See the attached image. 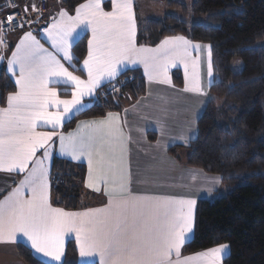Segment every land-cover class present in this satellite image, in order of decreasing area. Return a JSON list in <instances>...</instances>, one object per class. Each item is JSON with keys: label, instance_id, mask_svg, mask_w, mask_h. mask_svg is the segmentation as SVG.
I'll list each match as a JSON object with an SVG mask.
<instances>
[{"label": "snow or ice", "instance_id": "snow-or-ice-1", "mask_svg": "<svg viewBox=\"0 0 264 264\" xmlns=\"http://www.w3.org/2000/svg\"><path fill=\"white\" fill-rule=\"evenodd\" d=\"M32 10L38 11L35 5ZM177 20L183 22L179 17ZM9 21L17 27L24 26L15 13L6 21L0 20V61L7 60L6 72L10 78L15 77L18 86L17 91L7 95V106L0 108V172L24 175L0 200V242L23 240L40 264H66L62 260L64 242L72 234L82 264H174L173 253L175 264H222L227 244L180 258L181 248L194 229L197 200L159 198L132 190L131 173L124 158L123 131L116 115L109 113L105 119L81 121L75 134L58 135L55 131L85 109L88 105L84 98H93L103 82L115 79L127 63H143L149 80L159 76L160 83L170 85L169 67H176L179 61L185 69L184 91L207 98L209 92L199 75V56L192 60L191 76L187 60L192 52L206 51L210 88L219 82L214 70L213 45L179 35L166 37L154 49L137 47L134 0H111L110 11L105 10L104 0H87L75 8L74 15L61 9L43 29V38L50 42V48L27 31L11 56L6 57L4 25L11 28ZM201 23L207 26V18L197 20L193 26ZM88 32L91 36L83 60L87 72L84 80L69 71V67H75L71 63L76 59L74 46ZM235 65L242 66V62H234ZM58 84L72 86L71 99L59 97L55 86ZM206 104L207 99L197 108V120ZM53 108L55 111L50 110ZM42 125H50L53 130L37 131ZM197 134L198 128L190 129L189 136L179 139L187 144ZM54 137L59 141L62 156L74 161L87 159L86 186L104 192L108 202L103 207L83 212L52 207ZM219 179L216 178L217 183Z\"/></svg>", "mask_w": 264, "mask_h": 264}, {"label": "trees", "instance_id": "trees-1", "mask_svg": "<svg viewBox=\"0 0 264 264\" xmlns=\"http://www.w3.org/2000/svg\"><path fill=\"white\" fill-rule=\"evenodd\" d=\"M82 1L62 0V4L72 11ZM160 1L169 10L184 14L187 11L183 0ZM190 13L195 19L191 23L170 13L139 22L137 28V41L143 44L153 45L165 36L181 34L213 45L219 82L209 88L206 110L197 120L198 134L187 145V164L217 174L232 190L197 202L194 234L182 251L189 253L227 244L229 252L223 264H264V47L257 44L264 39V0H192ZM177 17L183 22H178ZM203 18H207V26H193ZM86 40L84 36L73 48L77 66L86 54ZM234 62H242V66L234 67ZM76 70L80 71L78 67ZM172 76L181 83L178 69L173 70ZM145 87L139 69L122 72L113 82L102 86L97 100L66 122L63 130L71 129L80 119L120 110L121 98L139 97L145 93ZM13 90V81L4 70L0 71L1 103ZM181 146H171L169 151ZM85 173L83 163L54 158L53 203L66 209L89 205L94 195L84 187ZM16 249L25 264H40L22 243ZM63 260L66 264H79L73 241L67 243Z\"/></svg>", "mask_w": 264, "mask_h": 264}, {"label": "crops", "instance_id": "crops-1", "mask_svg": "<svg viewBox=\"0 0 264 264\" xmlns=\"http://www.w3.org/2000/svg\"><path fill=\"white\" fill-rule=\"evenodd\" d=\"M17 1L18 3L26 6L29 9H32L33 5H35V7L37 5V0H17ZM86 2L87 0H84L79 4ZM104 2H105V10L110 11L111 0H104ZM154 4L155 6L159 5L163 7V9L166 8L165 3L161 2L160 0H134V12L136 14L137 28L139 22H142L146 19L153 17L151 16V12H150L151 10L149 9L152 6H154ZM75 8L72 11L67 10L62 4V0H55L51 2L49 10L44 15H42L41 18V19H46L47 23L45 25H42L40 28L34 29L32 28V26H30L9 34V39L7 41L8 49L3 54L6 57H10L11 52L15 50L16 44L19 42L23 34L27 31H31L33 35H36L37 38L40 39V42L44 44L46 48H50V42L46 41L43 38V29L52 22V18L56 17L61 9H66L70 14L74 15ZM179 35L181 34L165 36L161 38L156 44L150 45V44L139 43L137 41V33H136V45L137 47L154 49L166 37L179 36ZM84 36H86L88 40L91 36V33L88 32ZM194 42H198V41H194ZM199 43L207 44L205 42H199ZM73 55L75 56L74 52ZM86 56H87V48H86V54L82 58L78 66L75 63V60L71 62L72 64L75 65L74 68L69 67L67 62L62 61V63L65 64V67H69V71H72L75 75L80 76L81 79L86 80L87 72L86 70L83 69V60L86 58ZM197 56H199L200 59L199 75L201 77L202 82L205 85L206 91L209 92V88L207 86L208 78L206 74L207 73L206 51H201L200 53L192 52L191 58L187 60L188 63L187 71L189 76L193 74L194 69L192 66V60L195 59ZM77 67L80 69V71L76 70ZM6 68H7V60L5 59L4 61H0V71L4 70L5 73L10 78V74L6 72ZM129 69H139L141 71L146 82L145 93L143 95L136 98L127 97V96L123 97L120 99V103H119L121 107L120 110L108 111L101 117L80 119L75 123V125L71 129L64 131L63 130L64 124L70 121V120H66L63 126L57 127L55 131L57 132L58 135L63 134L67 136L69 133L75 134L77 132V126L78 124H80L81 121L105 119L107 118L109 113H112L118 117L117 123L122 128L123 131L122 143L124 144L125 147L124 158H125L126 166L130 169L131 188L134 192L138 194H144L159 198H167V197L193 198L196 199L197 202L200 199H206L207 197L204 198L203 196L207 194L209 189L208 178L214 176H210L212 174L207 173L206 171L199 168H193L187 164V158L189 156V150L187 148V145L189 143L185 144L179 139V137L189 136L190 129L197 128V119L195 117L196 110L197 108H199L201 101L207 99V103H208L209 96L206 98L204 96H199L191 92L184 91L185 69H184V65L179 61H177L176 67H169L168 75L171 79L170 85L160 83L159 79L161 77L159 76L157 77V79L149 80L148 75L145 73L143 63H139V62L135 64L127 63L121 67V73ZM176 69H178L181 72L182 75L181 83H177L172 76L173 70ZM10 79L13 81L14 84V90L10 92H15L18 90V86L15 84V77H11ZM115 79L111 81L105 80L103 82V86L107 83L113 82ZM55 86L58 89V95L61 99L72 98L71 85L58 84ZM99 89L94 94L93 98H89V97L84 98V103L86 105L90 106L92 104V100H97ZM63 92L64 93L67 92L68 94L63 95L62 94ZM9 93L6 94L3 103H1L2 99L0 93V108L7 106L6 97ZM149 97L151 98L148 99ZM145 99L150 100L147 103L144 102L145 104L144 108H146V111L144 113L150 115L149 121L151 122V124L150 123L141 124L142 122H139L141 120V118L139 117V113H134L133 117L130 119L131 125H129V122L127 121L126 118V111L128 109H132L133 107L138 105L142 100ZM123 103H124V108L122 109ZM50 110L55 111L54 108ZM141 127L147 129H143L142 131ZM157 128H160L165 132L161 135V137L164 138V145L159 149H157L156 147L158 146L159 142L162 143V140L161 137L159 140L160 135L157 131ZM36 130L39 132H50L53 129L51 128L50 125H42L38 127ZM53 140L55 141V143H54L52 163H53V159L56 157L71 161L73 163H83L86 168L84 187L86 190L92 192L94 197L92 199H89L90 204L85 207L77 208V209H66L64 207L55 205L53 203L52 190L50 187V193H51L50 202L52 204V207L61 208L66 212H83L88 209L103 207L108 202V197L104 194V192L103 191L96 192L94 189L88 188L86 186L87 174H88L87 159L84 158L81 161H74L70 157L62 156L59 153L58 139L54 137ZM175 145H182V146L174 149L173 152L169 151V148ZM23 175L24 174H17V173L9 174L6 172H0V200H2L5 196H7L8 193L14 187L17 186L18 182L21 179H23ZM195 214H196V207L194 209V218H195ZM194 223H195V219H194ZM193 234H194V229L190 235L189 240L192 238ZM69 241H73L77 251V261L79 264H82L81 258L79 257L78 246L75 240V234H72L71 236L65 238V242H64L65 250L67 243ZM19 243H22L25 246L23 240L18 241L16 243L0 242V264H25L17 256L16 248H17V244ZM219 245H215L212 247H216ZM183 246L181 248V257H180L181 259H183L184 257L191 256L195 253L203 252L209 248H212L209 247L194 252L183 253L182 251ZM228 252H229V248L226 250L223 258L227 255ZM63 259L64 257H62V260ZM172 260L175 264L176 257L174 253L172 255Z\"/></svg>", "mask_w": 264, "mask_h": 264}, {"label": "rangeland", "instance_id": "rangeland-1", "mask_svg": "<svg viewBox=\"0 0 264 264\" xmlns=\"http://www.w3.org/2000/svg\"><path fill=\"white\" fill-rule=\"evenodd\" d=\"M184 3L186 4V8H187V11L184 13H182V11H177V10H169V8L166 6L165 9H163V7L159 6V5H156L154 4V6H152L149 10H151V16L153 17H160V15H165V14H176L177 16L179 17H183V18H186L187 21H189L190 23L195 20L193 17H192V14L190 13L191 12V4H192V0H183ZM189 23V24H190ZM257 44L259 45H264V39L257 42ZM152 97V96H151ZM151 97H149L148 99H150ZM148 99H145V100H142L138 105H136L135 107H133L132 109H128L126 111V118H127V121L129 122V125H131V122H130V119L133 117V114L134 113H139V117L141 118V120L139 122H142L141 124H146V123H150L151 122L149 121L150 119V115L147 114V113H144L146 111V108H144L145 104L144 102H149L150 100ZM96 100H92V103L95 102ZM124 108V103L122 104V109ZM153 125V124H152ZM131 127V126H130ZM146 127V126H145ZM143 129H147V128H143L141 127V130L143 131ZM157 131L159 133V140H160V137L163 133H165L163 130H161L160 128H157ZM161 140H162V143H158V146L156 147L157 149L161 148L163 145H164V138L161 137ZM160 146V147H159ZM210 176H214V177H209L208 178V192L206 195H204L203 197L206 198V199H209V200H212L214 199L215 197H218V196H222V195H225L227 194L230 190H232L231 187H228L226 185H224L220 179H219V183L216 182V178L220 176H218L217 174L215 175H210ZM211 190V191H209Z\"/></svg>", "mask_w": 264, "mask_h": 264}, {"label": "built area", "instance_id": "built-area-1", "mask_svg": "<svg viewBox=\"0 0 264 264\" xmlns=\"http://www.w3.org/2000/svg\"><path fill=\"white\" fill-rule=\"evenodd\" d=\"M53 1L55 0H37L35 8L38 9V11H33L32 9L27 8L28 11L25 13L26 6L18 3L17 0H0V20L6 21L9 16H13L15 13L18 14L19 21L24 24L23 28L30 26L34 29L40 28L47 23L46 19L41 18L42 15L49 10L50 4ZM11 5H16V7H12ZM27 21H32V23H28ZM9 23L12 24L11 28H9L7 24L4 25V40L6 43L9 39V34L23 29L17 27L12 21H9ZM108 89H110V85H108ZM100 95L103 96L104 91H102Z\"/></svg>", "mask_w": 264, "mask_h": 264}]
</instances>
